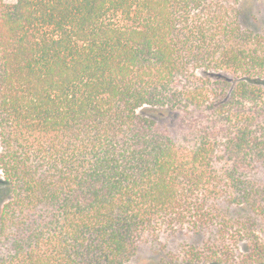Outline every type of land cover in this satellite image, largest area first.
Instances as JSON below:
<instances>
[{"label":"trees","instance_id":"1","mask_svg":"<svg viewBox=\"0 0 264 264\" xmlns=\"http://www.w3.org/2000/svg\"><path fill=\"white\" fill-rule=\"evenodd\" d=\"M241 14L0 0V264H132L179 230L137 264H264V27Z\"/></svg>","mask_w":264,"mask_h":264},{"label":"rangeland","instance_id":"2","mask_svg":"<svg viewBox=\"0 0 264 264\" xmlns=\"http://www.w3.org/2000/svg\"><path fill=\"white\" fill-rule=\"evenodd\" d=\"M4 1L13 2L14 0ZM241 9V22L244 27L251 29L264 27V0H241ZM173 120L174 117L168 115L164 117L162 122L165 123V126H168ZM7 194V185L0 171V210ZM193 240L197 241L198 237H192L190 233L182 230L176 232L160 231L157 234H149L140 242L132 264L159 257L164 252H176L183 244Z\"/></svg>","mask_w":264,"mask_h":264}]
</instances>
